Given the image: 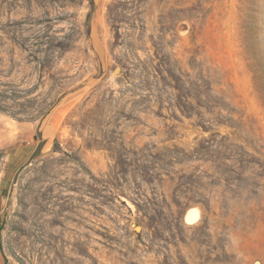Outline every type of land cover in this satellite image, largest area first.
<instances>
[{
  "label": "rangeland",
  "instance_id": "374dc122",
  "mask_svg": "<svg viewBox=\"0 0 264 264\" xmlns=\"http://www.w3.org/2000/svg\"><path fill=\"white\" fill-rule=\"evenodd\" d=\"M0 144L5 264H264V0H0Z\"/></svg>",
  "mask_w": 264,
  "mask_h": 264
},
{
  "label": "trees",
  "instance_id": "16d2710c",
  "mask_svg": "<svg viewBox=\"0 0 264 264\" xmlns=\"http://www.w3.org/2000/svg\"><path fill=\"white\" fill-rule=\"evenodd\" d=\"M199 108L205 109V107H199ZM219 108H221L223 111H226L225 107H219ZM180 109H182V111L188 117H190V118L193 117V116H200V114H202V113H196L197 111L194 109V107H180ZM234 114L235 115H238L239 116V120L241 121V123H243V119L245 118V116L242 115L239 112H235ZM226 122L229 123L228 119L226 120ZM231 127L237 129L236 126H231ZM253 149L257 153H259L260 155H263L264 156V154L261 152L262 150H264L263 147H260V151L258 149H256V147H253ZM245 155H248L251 158V155L252 154L249 153V152H246ZM231 159L232 158H227L228 161H230ZM207 162L209 163L211 161H207ZM250 164H254V162L251 161ZM250 176L253 177L255 175L252 173V174H250ZM223 177L224 176H222L221 182L222 181H226L227 183L231 184V186H225L228 191H226V192L223 191L222 192L223 193V197H224V199H228L229 201H233L234 200V197H230V195L234 194V193H231V192H233V189L232 188L233 187H237V186L234 183H232L230 181H227ZM260 177H262V176H260ZM204 180H207V182L206 183L205 182L203 183V187L202 188L207 193L208 198L206 197V200L208 201L209 204H206L205 202H202V204L209 210L210 208H212V200H211L210 195L212 196V194H213V192H214V190L216 188H221L222 187V183H216V182H214L213 176L212 175H209V174L205 175ZM251 187H253L254 190H250ZM261 187H262L261 184L256 183V182H254V183H248V187H244L243 192L244 193H247L248 195L253 194V195L257 196L258 195V191H259V189H261ZM244 201L241 203L242 204V207H245ZM223 208H225V205H223Z\"/></svg>",
  "mask_w": 264,
  "mask_h": 264
},
{
  "label": "crops",
  "instance_id": "0c3cea01",
  "mask_svg": "<svg viewBox=\"0 0 264 264\" xmlns=\"http://www.w3.org/2000/svg\"><path fill=\"white\" fill-rule=\"evenodd\" d=\"M31 139L32 140L35 139L33 130L32 131L31 130L28 131V133H26L24 135V137L22 138V140L27 141V144L22 143L21 146H20V148H24V149L27 150V148H29V146L31 147V145L29 143L31 141ZM2 146L3 145L0 144V150H1ZM30 150H31V153L34 152V149L31 148ZM20 153L18 155V152L17 151H15V150L14 151H10L8 153V155H6V156H4V157H2L0 159V163L3 166L5 173L6 172L7 173L8 172H11L12 169H15L16 167H18L20 160H21L20 162H24L25 161V157L23 159V157H22V155H20ZM19 156H21V159L20 160L18 159V158H20ZM5 263H6V257H5V255L2 253V251L0 249V264H5Z\"/></svg>",
  "mask_w": 264,
  "mask_h": 264
},
{
  "label": "bare ground",
  "instance_id": "6f19581e",
  "mask_svg": "<svg viewBox=\"0 0 264 264\" xmlns=\"http://www.w3.org/2000/svg\"><path fill=\"white\" fill-rule=\"evenodd\" d=\"M200 217V210L198 208H191L186 213V221L188 223H196Z\"/></svg>",
  "mask_w": 264,
  "mask_h": 264
},
{
  "label": "water",
  "instance_id": "95a60500",
  "mask_svg": "<svg viewBox=\"0 0 264 264\" xmlns=\"http://www.w3.org/2000/svg\"><path fill=\"white\" fill-rule=\"evenodd\" d=\"M185 220H186V216H185Z\"/></svg>",
  "mask_w": 264,
  "mask_h": 264
}]
</instances>
